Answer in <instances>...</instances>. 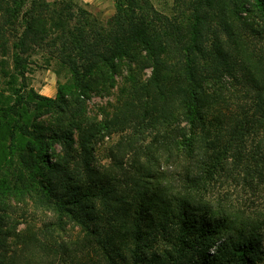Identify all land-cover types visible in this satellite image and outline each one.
Masks as SVG:
<instances>
[{
	"label": "trees",
	"instance_id": "16d2710c",
	"mask_svg": "<svg viewBox=\"0 0 264 264\" xmlns=\"http://www.w3.org/2000/svg\"><path fill=\"white\" fill-rule=\"evenodd\" d=\"M27 1L13 0L6 20L15 39L0 88V264H264V216L231 211L226 193L209 198L214 179L229 177L228 157L240 161L264 131V0H178L174 15L116 0L106 24L86 11L72 25L74 13L61 16L57 55L71 76L55 97L30 83V50L47 29ZM124 60L153 66L152 78L133 81L111 115L85 118L86 98L112 85ZM226 78L246 89L238 109L214 88ZM118 132L111 162L98 163L96 143ZM29 201L84 234L19 230Z\"/></svg>",
	"mask_w": 264,
	"mask_h": 264
},
{
	"label": "rangeland",
	"instance_id": "374dc122",
	"mask_svg": "<svg viewBox=\"0 0 264 264\" xmlns=\"http://www.w3.org/2000/svg\"><path fill=\"white\" fill-rule=\"evenodd\" d=\"M150 1L156 9L168 15L177 14L180 9L178 0ZM12 3L13 0H0V88H4L7 85V78L3 69L9 70L13 67L12 42L15 39V33L13 28H10L11 26L8 27L6 23L7 12ZM115 3L116 0L27 1L26 7L36 5L45 13L46 40L33 44L29 55L30 83L39 93L55 97L59 85L67 82L71 76L69 69L61 63L57 55L59 41L64 34L60 17L62 16L68 20L69 15L74 13L75 18L70 20L72 25L73 21H78L79 19L82 21V12L86 11L97 18L101 24H106L115 12ZM216 21L215 18H212L209 25L212 24L213 28L217 27ZM19 29H23L20 24ZM134 67V63L124 60L121 71L114 75V83L106 88H99V90L93 91L86 98L83 113L85 118L102 119L105 114L111 115L118 107H121L132 98L131 87L133 81L146 83L152 78L153 66ZM213 85L215 89H218L224 95V103H228L233 109H238L241 104L247 102L248 97L245 87L234 79L226 78ZM211 113H215V109ZM55 116L56 112L54 111L45 115L42 118L43 123L45 125L51 124ZM154 132L155 130H146L147 141L150 140ZM123 134L114 133L100 139L96 143L95 154L98 163L108 165L111 162L108 149ZM244 147L245 153L240 161L234 160L231 156L228 157L229 177L214 179V192H210L209 198L216 196L217 199H221L222 195L224 196L226 193L225 201L231 203V205L228 204L231 211H234L232 210L233 208L239 207L249 218L261 217L264 216V166L261 168L257 158H259V154L260 157L264 156V131L247 139ZM258 171H261V173ZM213 195L215 196L213 197ZM27 212V218H20L18 229H27L29 230L28 232H34L42 239L47 238L52 241L67 240L70 242L71 240L79 239L84 234L78 224L67 219L61 226L57 225L55 223V220H57L56 213L52 210L35 206L33 201H29ZM49 221L54 222L51 235L48 234L46 228V224ZM12 240L10 239L9 241Z\"/></svg>",
	"mask_w": 264,
	"mask_h": 264
}]
</instances>
